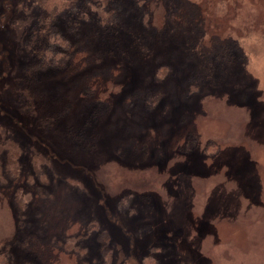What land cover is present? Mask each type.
<instances>
[{
	"label": "rangeland",
	"instance_id": "obj_1",
	"mask_svg": "<svg viewBox=\"0 0 264 264\" xmlns=\"http://www.w3.org/2000/svg\"><path fill=\"white\" fill-rule=\"evenodd\" d=\"M7 1L0 249L19 233L9 264H80L60 247L76 233L88 235V264H264V0H97L77 11V0H46L73 58L43 70L17 49L16 5L35 0ZM24 84L35 108L21 113ZM56 111V128L41 122ZM11 140L26 148L20 184L3 158ZM32 145L54 161L45 185Z\"/></svg>",
	"mask_w": 264,
	"mask_h": 264
},
{
	"label": "trees",
	"instance_id": "obj_2",
	"mask_svg": "<svg viewBox=\"0 0 264 264\" xmlns=\"http://www.w3.org/2000/svg\"><path fill=\"white\" fill-rule=\"evenodd\" d=\"M3 1H4V4H3L4 10H6L8 1L7 0H3ZM44 3H46V0H35L34 4H31V5L30 4L28 5L27 2L24 3V1L16 5L17 12L20 13L21 15L19 19L21 20V25H22L21 27L22 29L20 33V36H21L20 43L21 44L20 43L18 44L17 49L30 48L31 50L30 54L33 57L36 54V57L39 58V60L43 63L40 66H38L39 70L41 69L43 70V68L46 69L47 67L49 68L62 67V69H64L68 66L67 61H71V59L73 58V57H70V53L72 51H70L69 41L67 40L66 37H62V35L59 32V28L57 26V22H58L57 17H56L57 14L54 13V11L48 12V10L45 8ZM96 5H97V0H77V2H72V6L70 7H72L75 10L77 8L79 10V7H82V10H85L84 8L88 9L90 7H96ZM68 19H69L68 22L71 20L70 21V24H72L71 27L73 29H77L78 24H79L78 20L75 17H72L71 15H69ZM105 21L106 23L104 24V28H106V26L109 24V22H107L108 20H105ZM34 52L35 54H33ZM25 71H26L25 77H24L25 80L23 81L33 82V80H35V75L38 70L36 69L32 70L29 66L28 68H26ZM17 95L18 97L16 96L15 100H16V103L18 104L19 112L26 113V111L28 110L34 111L35 89H33L32 86L24 84L19 90H17ZM3 112L0 111V113L2 114ZM56 112L57 113H53V112L49 113L47 117H45V119H42V121L41 120L40 121L43 123H46L48 127L50 128H53V129L56 128V120L58 116L62 115L63 113V112L61 113V111L60 112L56 111ZM17 118L18 117H14L13 122H15V124H13L12 122V125L15 126L18 124ZM3 127H5L3 129L6 130L7 128L10 131V133L8 134L15 136L14 129L12 130V128L10 127L8 128L5 125ZM11 143H13L12 149H11V146H9V148H6L5 151L7 152V154L5 155L3 154V158L5 157L4 159H8V163H10V168L11 166H14V169L12 172L13 174L11 175L12 177H14L13 180L19 182L20 184L21 179H19V177H20V172L23 166L20 167V165L18 166V164H19L20 156L22 155V153L25 152L24 149L26 148L20 147L21 144L18 142V140H15V141L11 140ZM28 145H30V143ZM4 146H7V143L3 146L1 144L0 146V158L2 156V148ZM31 147L34 148L35 151L33 153L26 152L25 155H28L30 157V160L34 158H35L34 161L42 160L45 170H42V177L44 178V181H42L40 185H45L47 184L48 181L50 182V179H51L50 175L53 176V180H54V174H53L54 161L48 154L45 155L44 153H41L38 150V148H35L34 145H32ZM36 151H38L41 154L38 155L39 153ZM10 168L7 170L8 173H10ZM27 174L29 175V173ZM33 177L34 175H30L25 183L26 187L29 186L28 190L30 188H35L34 186L35 182H29L31 179H33ZM62 177L65 179L66 182H68V184L69 183L71 184L72 181H77L78 184L80 182L72 178V175L67 174V173L63 174ZM40 185L37 186L36 189H39V188L41 189L42 186ZM22 201H23V198L18 199L19 205H21ZM20 225H22L21 229L23 230L21 233L24 234V236L22 237L24 239L26 236L25 232L27 231V228H24L23 226L24 223L22 222L20 223ZM96 225L97 224L95 220L91 219L88 229L92 231L91 227L95 228ZM18 234L19 233H17L16 238H13L12 241L9 242V244H4L6 246L0 249V264H9V262L14 263V260H13L14 257L10 256V253H11L10 246L12 248H14V246L18 248L17 246ZM87 237H88L87 234L82 235L80 233L69 235L65 238L63 245L60 247L63 250H66L68 252H71V253L74 252L78 256V261L80 264H88L87 260L85 259V253L87 257V249L86 247H84L83 244H81L82 238L84 239ZM53 238L54 237H52V240Z\"/></svg>",
	"mask_w": 264,
	"mask_h": 264
}]
</instances>
